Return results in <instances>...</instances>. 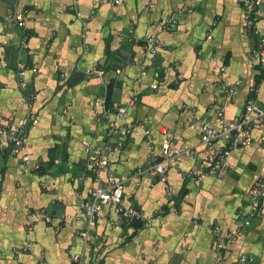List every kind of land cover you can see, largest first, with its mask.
<instances>
[{
    "label": "crops",
    "instance_id": "0c3cea01",
    "mask_svg": "<svg viewBox=\"0 0 264 264\" xmlns=\"http://www.w3.org/2000/svg\"><path fill=\"white\" fill-rule=\"evenodd\" d=\"M25 10L28 49L24 31L9 19ZM77 10L80 17L73 0H0V129L4 120L35 114L28 166H41L26 172L21 155L0 147V264H72L75 254L93 262L101 255V264H215L214 227L234 229L252 186L264 177V147L257 143L232 153L223 178L198 181L189 174L204 159L203 122L220 127L221 111L230 120L240 117L253 85L264 108V68L250 59L244 7L240 0H79ZM171 17L177 23L163 26ZM148 37L160 41L156 56L144 46ZM131 45L135 64L113 69L112 50ZM18 63L38 68L28 71L26 90ZM96 68L104 74L87 75ZM118 84L120 103L136 96L122 121L134 125L130 135L110 134L104 116ZM223 86L235 90L232 98ZM163 130L177 151H201L167 164L168 187L140 174L162 159ZM120 142L124 151L109 157V170L125 183L124 203L161 217L145 226L105 209L85 244L82 202L98 185L85 143ZM241 255L264 264V202L261 217L227 250L226 264Z\"/></svg>",
    "mask_w": 264,
    "mask_h": 264
},
{
    "label": "built area",
    "instance_id": "2783aa9c",
    "mask_svg": "<svg viewBox=\"0 0 264 264\" xmlns=\"http://www.w3.org/2000/svg\"><path fill=\"white\" fill-rule=\"evenodd\" d=\"M121 0H115L119 3ZM244 7L245 13V33L251 37L252 49L250 59L255 68H264V30L260 29V23L264 25V0H240ZM79 0H73V6L77 13V17L81 16L78 12ZM150 8L153 5L150 3ZM27 11L20 13H10L9 19L12 20L17 27L24 31L22 36V48L28 49L29 33L27 32ZM177 18L171 17L163 21V26L167 27L171 24H176ZM144 46L153 56L158 54L160 41L155 37L144 39ZM31 70L33 73H38L36 66L29 67L24 63H18V79L21 89L26 90L28 83L26 75ZM87 75H103L104 71L100 68L88 69ZM64 76L62 75V78ZM229 97L234 96L233 88L223 86ZM250 96L247 100L244 113L240 117L227 119L221 111L220 127H216L210 122L201 124V141L202 153L204 159L197 167L191 170L190 176L202 181L206 178H223L229 172L230 157L232 153L238 149H243L249 145L257 143L264 147V108L259 104L257 93V85L251 86ZM136 102V96L131 95V98L126 103L115 102L112 110L106 109L104 116L109 120V133L115 131H124L130 135L134 128L131 123L123 124L122 121L127 116L129 107ZM185 108V107H180ZM114 117V119H112ZM4 125L0 129V147L6 149L12 156H22L24 170L26 172L37 173L41 170L39 164L28 166L31 160L27 153L29 147V130L33 125H36L38 119L35 114L16 120L12 117L9 120H4ZM164 139L161 145L162 159H155L149 166L140 171V174H148L152 179L160 181L167 187L170 185L168 177L167 164L171 161H176L182 156L197 158L201 151L187 150L184 152L174 149L172 133L168 130L162 131ZM147 134L150 133L147 131ZM87 153L88 169L96 177L98 185L91 191L90 199L82 202V207L86 216V228L80 233V237L88 244L90 234L95 228L98 220L101 218L105 209H112L114 213L125 222H134L140 220L145 226L154 224L160 217L161 213L145 215L140 210L133 206L124 203L125 183L119 180L116 175L109 170V157L114 153L124 151V142L118 143L116 146L109 144L94 145L85 143ZM106 174V184L100 183L101 175ZM249 206L247 209H242L236 221V227L229 231L223 230L220 226L214 227L215 235V264H226L225 255L233 245L243 236L244 232L259 219L263 213L264 202V177L260 178L251 188L249 193ZM52 216L46 217V222H52ZM25 247L24 250H28ZM72 264H101V255L95 262L88 260L84 254H75L71 257ZM254 259L250 255H241L235 264H252Z\"/></svg>",
    "mask_w": 264,
    "mask_h": 264
},
{
    "label": "water",
    "instance_id": "95a60500",
    "mask_svg": "<svg viewBox=\"0 0 264 264\" xmlns=\"http://www.w3.org/2000/svg\"><path fill=\"white\" fill-rule=\"evenodd\" d=\"M133 46H129L126 48H116L112 50L113 53V59H112V67L115 70L122 71L124 70L128 65L133 66L136 62V54L132 53ZM130 52V54H129ZM126 54H129V57H126ZM110 58V52L107 51V55L105 57V62L107 63ZM159 58V57H158ZM121 89H122V84L117 85V90L114 96L115 102L120 103L121 102ZM66 100V96L62 97V100L60 102L61 106H64ZM56 208V206L54 207Z\"/></svg>",
    "mask_w": 264,
    "mask_h": 264
}]
</instances>
